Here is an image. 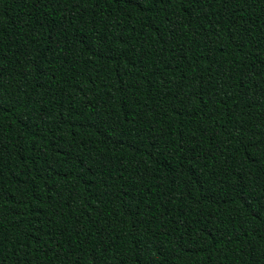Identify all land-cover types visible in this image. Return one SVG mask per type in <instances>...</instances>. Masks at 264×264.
Returning <instances> with one entry per match:
<instances>
[{"label": "trees", "instance_id": "1", "mask_svg": "<svg viewBox=\"0 0 264 264\" xmlns=\"http://www.w3.org/2000/svg\"><path fill=\"white\" fill-rule=\"evenodd\" d=\"M0 264H264V0H0Z\"/></svg>", "mask_w": 264, "mask_h": 264}]
</instances>
